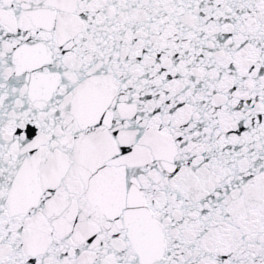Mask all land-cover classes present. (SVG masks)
Wrapping results in <instances>:
<instances>
[{"label": "snow or ice", "instance_id": "obj_1", "mask_svg": "<svg viewBox=\"0 0 264 264\" xmlns=\"http://www.w3.org/2000/svg\"><path fill=\"white\" fill-rule=\"evenodd\" d=\"M0 264H264V0H0Z\"/></svg>", "mask_w": 264, "mask_h": 264}]
</instances>
